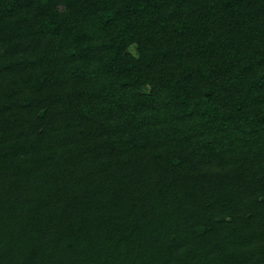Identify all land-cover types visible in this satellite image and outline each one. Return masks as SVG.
Wrapping results in <instances>:
<instances>
[{"label": "trees", "instance_id": "16d2710c", "mask_svg": "<svg viewBox=\"0 0 264 264\" xmlns=\"http://www.w3.org/2000/svg\"><path fill=\"white\" fill-rule=\"evenodd\" d=\"M0 264H264V0H0Z\"/></svg>", "mask_w": 264, "mask_h": 264}]
</instances>
